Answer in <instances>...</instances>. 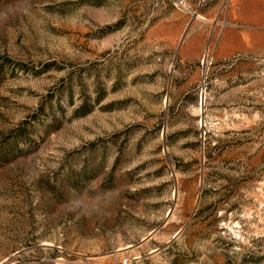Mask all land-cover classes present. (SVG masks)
I'll list each match as a JSON object with an SVG mask.
<instances>
[{
	"label": "rangeland",
	"instance_id": "1",
	"mask_svg": "<svg viewBox=\"0 0 264 264\" xmlns=\"http://www.w3.org/2000/svg\"><path fill=\"white\" fill-rule=\"evenodd\" d=\"M0 264H264V0H0Z\"/></svg>",
	"mask_w": 264,
	"mask_h": 264
},
{
	"label": "clouds",
	"instance_id": "2",
	"mask_svg": "<svg viewBox=\"0 0 264 264\" xmlns=\"http://www.w3.org/2000/svg\"><path fill=\"white\" fill-rule=\"evenodd\" d=\"M109 193H110V195H109V203H110L112 199H114L116 196H118V193L116 192V190H110ZM77 209H79L81 212H84L85 215L96 213V212L100 211V209L97 207H85L84 205H73L71 202V199L66 200V202H65V210L66 211H68V212L69 211H77Z\"/></svg>",
	"mask_w": 264,
	"mask_h": 264
}]
</instances>
